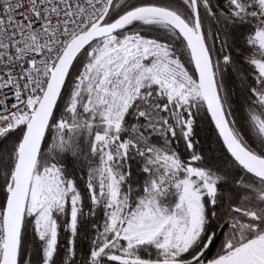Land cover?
I'll return each instance as SVG.
<instances>
[{
    "label": "snow or ice",
    "instance_id": "snow-or-ice-1",
    "mask_svg": "<svg viewBox=\"0 0 264 264\" xmlns=\"http://www.w3.org/2000/svg\"><path fill=\"white\" fill-rule=\"evenodd\" d=\"M0 264H264V0H0Z\"/></svg>",
    "mask_w": 264,
    "mask_h": 264
}]
</instances>
